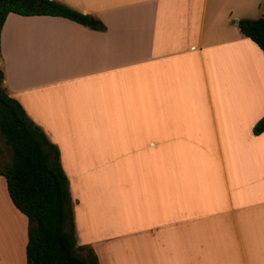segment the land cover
<instances>
[{"label":"crops","instance_id":"0c3cea01","mask_svg":"<svg viewBox=\"0 0 264 264\" xmlns=\"http://www.w3.org/2000/svg\"><path fill=\"white\" fill-rule=\"evenodd\" d=\"M56 1L104 29L10 12L0 67L59 150L77 243L100 264H264V53L234 22L264 0ZM5 190L0 264H26Z\"/></svg>","mask_w":264,"mask_h":264},{"label":"trees","instance_id":"16d2710c","mask_svg":"<svg viewBox=\"0 0 264 264\" xmlns=\"http://www.w3.org/2000/svg\"><path fill=\"white\" fill-rule=\"evenodd\" d=\"M10 12L61 16L82 25L91 18L56 0H0V32ZM90 27L104 29L97 19ZM237 27L264 53V15L240 18ZM3 80L0 67V135L10 149L6 160L0 146V175L12 204L27 220L26 264H100L91 246L76 241L72 197L58 148L9 94ZM263 131L264 113L252 126L254 135Z\"/></svg>","mask_w":264,"mask_h":264},{"label":"rangeland","instance_id":"374dc122","mask_svg":"<svg viewBox=\"0 0 264 264\" xmlns=\"http://www.w3.org/2000/svg\"><path fill=\"white\" fill-rule=\"evenodd\" d=\"M234 20V19H233ZM0 146L3 148V150H4V158L6 159V160H9L10 159V149H9V147L4 143V141H3V138H2V136L0 135ZM5 196H6V198H8V195H7V193H6V190H5ZM4 218H6V217H4ZM5 220H7V219H5ZM5 220H4V222H5ZM3 222V223H4ZM4 234H5V232H4Z\"/></svg>","mask_w":264,"mask_h":264},{"label":"water","instance_id":"95a60500","mask_svg":"<svg viewBox=\"0 0 264 264\" xmlns=\"http://www.w3.org/2000/svg\"><path fill=\"white\" fill-rule=\"evenodd\" d=\"M234 22H237V20H234ZM92 23V19L90 18L89 20H88V24H91Z\"/></svg>","mask_w":264,"mask_h":264}]
</instances>
